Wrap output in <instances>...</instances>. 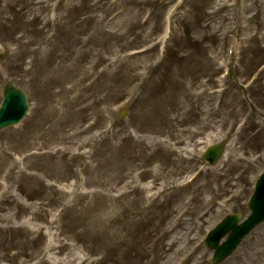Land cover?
<instances>
[{
	"label": "rangeland",
	"instance_id": "1",
	"mask_svg": "<svg viewBox=\"0 0 264 264\" xmlns=\"http://www.w3.org/2000/svg\"><path fill=\"white\" fill-rule=\"evenodd\" d=\"M6 83L33 110L0 132V264H37L3 258L7 243L45 249L54 234L80 240L76 264H210L197 242L250 214L264 0H0V102ZM223 264H264V223Z\"/></svg>",
	"mask_w": 264,
	"mask_h": 264
},
{
	"label": "bare ground",
	"instance_id": "2",
	"mask_svg": "<svg viewBox=\"0 0 264 264\" xmlns=\"http://www.w3.org/2000/svg\"><path fill=\"white\" fill-rule=\"evenodd\" d=\"M49 167H53L54 169H58V164L57 162H55L53 165H49ZM58 170H54V173L57 174ZM52 186V185H51ZM94 219V218H93ZM95 221V219H94ZM92 226H97V225H92ZM9 231V228L7 226H3L0 229V232H7ZM38 236L41 237L42 235L44 236V234L42 233V231L40 230L38 232ZM31 241H33V239L31 240H27L26 241V246L28 247L26 250V252H23V250L20 248L21 247V243L19 240L13 241L10 240L7 243V250L13 251L16 250V253H9V257L8 254L6 252V254L3 256V258L7 257L9 260H16L19 256L22 257H26L30 260H36L39 259V262L37 264H51L52 263V259L53 258H58V257H62V260L64 261L65 264H76V262L78 261L77 256L74 253L73 248H76V246L78 245V242L80 240H75L76 243L73 246L72 244H69L68 242H66V240H64L60 235H53V240L51 241V243H49L47 245V247H45V249H40L39 247L35 248L31 245ZM12 242V243H11ZM83 242V241H82ZM22 245H24V243H22ZM86 248L87 252H93L92 250L89 249L88 246H84ZM45 253H47L48 255L45 256ZM59 259V258H58ZM61 264V260L59 259ZM89 261V257L82 258L81 259V263H85Z\"/></svg>",
	"mask_w": 264,
	"mask_h": 264
},
{
	"label": "water",
	"instance_id": "3",
	"mask_svg": "<svg viewBox=\"0 0 264 264\" xmlns=\"http://www.w3.org/2000/svg\"><path fill=\"white\" fill-rule=\"evenodd\" d=\"M4 96L5 101L0 108V129L15 124L26 113L27 107L25 95L12 85H8L5 89ZM220 152L221 150L218 148L211 152V158L214 162Z\"/></svg>",
	"mask_w": 264,
	"mask_h": 264
}]
</instances>
